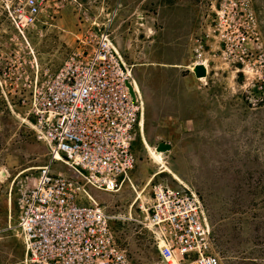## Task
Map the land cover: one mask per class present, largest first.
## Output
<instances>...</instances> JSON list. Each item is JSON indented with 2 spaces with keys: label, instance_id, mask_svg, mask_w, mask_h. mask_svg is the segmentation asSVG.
Returning a JSON list of instances; mask_svg holds the SVG:
<instances>
[{
  "label": "rangeland",
  "instance_id": "rangeland-1",
  "mask_svg": "<svg viewBox=\"0 0 264 264\" xmlns=\"http://www.w3.org/2000/svg\"><path fill=\"white\" fill-rule=\"evenodd\" d=\"M19 4L20 0H0V172H5L0 173V264H21L22 244L4 228L9 220L16 222L18 181L35 169L28 168L48 160L45 144L22 121L24 109L17 96L4 93L25 75L58 70L79 46L78 37L88 36L93 22H106L113 13L111 33L136 82L138 77L144 85H154L161 78L170 84L147 97L138 83L144 98L141 118L146 140L139 125L131 182L138 189L146 185L159 168L150 147L169 141L172 149L165 161L201 198L212 227V250L221 264H264V100L250 99L257 96L256 89L246 91L241 85L244 75L234 72L225 55L210 50L211 0H68L56 13L43 16L42 12L34 23L20 28L12 19ZM252 5L264 53V0H252ZM151 28L154 33L149 36ZM151 34L157 46L147 51ZM148 52L150 59L162 61L164 70L144 66ZM198 52L209 65L207 79L198 84L179 81L180 73H185L182 66L198 60ZM181 61L185 64L179 65L177 75L170 62ZM251 79L249 74L247 81ZM194 87L201 91V99ZM160 96L166 101L162 103ZM180 110L188 115L171 116ZM55 167L70 173L60 163ZM153 179L184 188L167 172ZM90 192L109 213L119 216L114 219L117 239L134 264H157L150 233L140 223L144 212L139 204L148 203L149 187L133 207L136 193L130 183L117 192Z\"/></svg>",
  "mask_w": 264,
  "mask_h": 264
},
{
  "label": "built area",
  "instance_id": "built-area-1",
  "mask_svg": "<svg viewBox=\"0 0 264 264\" xmlns=\"http://www.w3.org/2000/svg\"><path fill=\"white\" fill-rule=\"evenodd\" d=\"M66 1L20 0L12 19L24 27L42 12L56 13ZM211 9L210 50L225 55L234 72L244 75L246 91L256 89L257 96L250 99L263 101L264 53L252 0H211ZM113 15L106 22H93L58 70L20 77L4 93L17 96L24 109L22 121L45 144L48 156L18 181L16 222L9 220L4 228L22 244L21 264H134L117 239L114 219L119 216L90 192H117L131 181L133 142L144 111L132 66L111 33ZM201 54L193 64L203 62L208 72ZM249 74L252 79L247 81ZM147 186L150 197L146 205L139 204L144 212L140 223L150 233L157 264H221L198 193L154 179Z\"/></svg>",
  "mask_w": 264,
  "mask_h": 264
},
{
  "label": "crops",
  "instance_id": "crops-1",
  "mask_svg": "<svg viewBox=\"0 0 264 264\" xmlns=\"http://www.w3.org/2000/svg\"><path fill=\"white\" fill-rule=\"evenodd\" d=\"M151 31V32H150ZM150 33H154V29L151 28L148 32V35L150 36ZM151 40L147 41V44H146V47H147V51H151V49L153 50L154 48H156L157 44L155 43L154 41V37H153V34H151ZM152 54V53H151ZM149 52L147 54V63H145L144 66H146V68H151L152 70H164L163 66H161V63L162 61H159L157 59H150V55H151ZM154 58V56H153ZM170 69L174 70V73H176L178 75V70H179V65L181 64H185L183 63L182 61L180 63L178 62H170ZM194 64L191 63L190 65H186V66H182L183 67V71H185V73H180L179 75V81L183 80L185 84H187V81L193 83V84H198L199 82L201 81H204L205 79H207L208 76L206 77H201L203 78L202 80L200 78H197L194 76L193 72L191 71V67L193 66ZM208 74V73H207ZM149 78V77H148ZM159 79V78H158ZM168 83V82H167ZM167 83L163 81V79H159V81L157 82V84L153 83L154 85H150L149 82H147L146 86H145V96L149 97V96H152L154 93H159V92H162L163 90H166L167 89ZM175 82H173L174 84ZM152 84V83H151ZM169 84V83H168ZM182 85L181 87V90L183 92L187 91L185 89V86L186 85ZM170 86V84H169ZM173 89L175 88V85H173ZM169 89V87H168ZM192 91H194L195 93H197V95L199 96V98L201 99V91L197 88H193ZM160 98L162 99V103L166 101V99H163L162 96H160ZM144 99V98H143ZM146 100V99H145ZM146 103V102H145ZM146 105V104H145ZM200 105L198 104H195L193 107L195 108H199ZM188 109L192 108V107H187ZM181 110H182V107H181ZM181 110L178 112V113H171L172 115L171 116H187L188 114L185 113V111L181 112ZM202 113V111H201ZM201 115H204V114H201ZM207 116V114H205Z\"/></svg>",
  "mask_w": 264,
  "mask_h": 264
},
{
  "label": "bare ground",
  "instance_id": "bare-ground-1",
  "mask_svg": "<svg viewBox=\"0 0 264 264\" xmlns=\"http://www.w3.org/2000/svg\"><path fill=\"white\" fill-rule=\"evenodd\" d=\"M200 79L202 80L203 78H200ZM134 88L138 92L139 95L142 94L141 90H140V87H139L138 83L136 82V80L134 81ZM139 122H140L139 125H140V129H141V133H142L143 137L145 138V135H144V116L141 118V120H139ZM145 140H146V138H145ZM145 142L147 143V141H145ZM147 145L150 147V145L148 143H147ZM150 153H151L152 157L154 158L155 162L157 163V165L159 166V168H158L157 171H155V173L152 175V177H150L148 179L146 185L143 186L141 189L136 188L134 183H132L131 181L129 182L130 184H132L133 190L136 193V198L134 199L133 204H131L132 207L142 198L143 193L145 192V189H146L148 183L154 177H156L158 174H162V173L167 172V173L172 175L173 179L176 180L175 182L178 185L188 188V185L183 181V179H181V177L168 166L167 162L165 161V153L164 152H158V151L155 150V148L150 147ZM58 160H60V159L58 158ZM37 167L38 166L31 167V168H28V169H34V168H37ZM9 218H12V216H11V208H10Z\"/></svg>",
  "mask_w": 264,
  "mask_h": 264
},
{
  "label": "water",
  "instance_id": "water-1",
  "mask_svg": "<svg viewBox=\"0 0 264 264\" xmlns=\"http://www.w3.org/2000/svg\"><path fill=\"white\" fill-rule=\"evenodd\" d=\"M94 29L96 31H98V28L97 26H94ZM191 71L193 72L194 76L197 77V78H201V77H206L207 76V67L206 65L203 63V62H197L195 63L192 67H191ZM130 87V90H131V93H133V89L131 86ZM155 150L158 151V152H164L165 155L167 152H170L171 149H172V145L169 141H166V140H162L160 142H158L156 145H155ZM1 175L4 176L5 175V172L4 170H1Z\"/></svg>",
  "mask_w": 264,
  "mask_h": 264
},
{
  "label": "trees",
  "instance_id": "trees-1",
  "mask_svg": "<svg viewBox=\"0 0 264 264\" xmlns=\"http://www.w3.org/2000/svg\"><path fill=\"white\" fill-rule=\"evenodd\" d=\"M137 80H138L139 85L141 86V89L143 90V92H145V86L146 85H144V80H142L141 78H138V77H137Z\"/></svg>",
  "mask_w": 264,
  "mask_h": 264
}]
</instances>
